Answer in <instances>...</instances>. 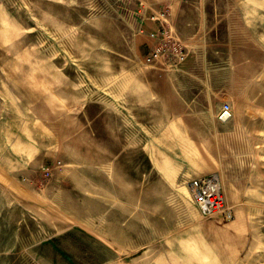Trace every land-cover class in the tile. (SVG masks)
<instances>
[{
	"label": "rangeland",
	"instance_id": "rangeland-1",
	"mask_svg": "<svg viewBox=\"0 0 264 264\" xmlns=\"http://www.w3.org/2000/svg\"><path fill=\"white\" fill-rule=\"evenodd\" d=\"M200 1L218 25L202 64L209 91L195 93L188 123L133 125L122 118L120 69L150 66L133 15L167 8L170 20L169 0H0V264H264V0ZM224 103L232 115L219 120ZM101 107L110 134L120 133L98 142L102 152L56 153L53 143L37 165L5 163L34 132L24 121L16 137L6 133L5 109L47 119L44 136L64 137L62 147L59 124L76 116L86 142L101 132L88 120ZM76 159L112 180L93 190L83 181L68 195L40 181L41 165ZM208 172L220 177L230 220L205 217L193 199L187 182Z\"/></svg>",
	"mask_w": 264,
	"mask_h": 264
},
{
	"label": "crops",
	"instance_id": "crops-1",
	"mask_svg": "<svg viewBox=\"0 0 264 264\" xmlns=\"http://www.w3.org/2000/svg\"><path fill=\"white\" fill-rule=\"evenodd\" d=\"M147 1L150 2L151 0ZM169 2L171 7L170 25L175 30L176 34L185 40L188 49V58L182 65L172 70H163L153 66H144V68H141L136 64H132V67L124 65L122 69H120L119 82L120 95H122L120 107L123 113L122 118L127 119V121L131 122L133 125H165L171 123L172 121L170 119L174 117H181L184 119V123H188L189 121L185 119L189 118V116L196 115V112L193 113V110H196L195 108L199 101L196 100L197 96L195 93L204 92L206 90L209 91V89L205 87L207 83L202 79V72L206 70L205 67L203 68L202 64L209 57L210 50H208V46L210 44V34L215 28H218V25H216L214 21L208 25V8L206 4H201L200 0H169ZM133 17L132 24L135 23V27H138V29L140 28L139 32L141 33L137 35L136 39L140 40L141 43L144 42L146 46L145 49H147V44L151 42V39L146 33H143V31H145V29H154L156 24L147 16H145L143 20L138 19V17L134 15ZM220 21L221 20L218 19L216 23L219 24ZM123 56L125 57L126 55L123 54ZM142 63H144L143 59ZM217 91L218 93L220 92V90ZM95 104H97L96 101H90L85 104L88 112H92L93 109L90 108V106ZM249 105V107H253L254 104L249 103ZM55 107L57 108V106H54V108ZM102 107L98 113L88 116V120H90L89 123L101 124V132L97 131L96 133L94 131L93 135L95 134V137L89 136L86 142H82L76 137V125L78 123L76 116H72L70 119L68 117L69 120L59 124L68 135V140L64 142L62 147L60 143L63 142L65 138H61L60 135L54 138L50 135L52 129L47 124V119L39 117L36 113V117L33 119L28 112L24 113L23 110H21V117L18 119L16 116L17 118L14 119L12 116H9L10 112L5 109L6 113H4V117L5 122H7L6 133H11L16 137L17 135L16 132L13 131V128L19 126L21 130L24 128V121H31L29 124L34 131L32 132L33 135H31L30 141H20L19 143V148H24V153L18 157L13 155L5 156V163H8V166L13 164L24 166L37 165L45 159H48L47 155L52 151L51 146L53 143L54 146H56V153L63 150L64 153L68 154V145H76L78 153L92 156V152L94 151L91 147L95 145L99 149L100 145L98 142L120 140V133L114 135L110 134L108 131L109 122L104 121L108 117V109ZM260 107L262 108L263 106ZM190 109L192 111L189 112ZM49 110H52V115L59 114L56 109ZM47 131H49L50 134L46 138L44 135L48 134ZM256 138H258V136H256ZM83 148L85 151L81 152ZM102 150L103 149H99L101 152ZM101 152H99V155L103 156L104 153ZM74 162V165L70 164L58 168L55 172V176L46 183L47 188H50L51 191L57 190V192H63L68 195V193L73 192L75 188H80L83 181L86 184L88 183L91 190H93V188H96V182H100L97 181V179H104L106 181L112 180L108 171L103 167L93 166L91 164L88 166V164H83L77 159ZM5 171H10V168L5 167ZM102 174H104V177L100 176ZM165 178L167 179L166 175ZM74 201L75 200L71 202ZM52 204L56 203L54 202ZM71 227L72 226L67 229H71ZM97 235L110 236V234L106 232ZM41 243H44V240L34 244L36 245V249H33V251L37 254L41 251Z\"/></svg>",
	"mask_w": 264,
	"mask_h": 264
},
{
	"label": "built area",
	"instance_id": "built-area-1",
	"mask_svg": "<svg viewBox=\"0 0 264 264\" xmlns=\"http://www.w3.org/2000/svg\"><path fill=\"white\" fill-rule=\"evenodd\" d=\"M154 21V29H145L146 35L151 39L147 44L143 60L147 65L159 67L163 70L178 68L188 58L186 43L176 34L170 25L167 8H159L148 15ZM232 115L229 103H224L219 117L228 119ZM62 161L55 164H44L40 167V181L48 182L55 176L58 168L62 167ZM194 201L205 217L218 216L230 220L234 216L233 206L228 202L224 193L220 177L216 173L202 174L187 182Z\"/></svg>",
	"mask_w": 264,
	"mask_h": 264
}]
</instances>
